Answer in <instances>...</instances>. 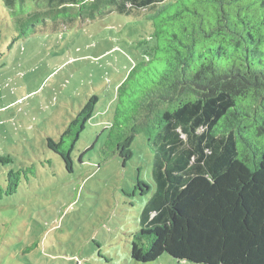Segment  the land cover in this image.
<instances>
[{"label":"trees","instance_id":"16d2710c","mask_svg":"<svg viewBox=\"0 0 264 264\" xmlns=\"http://www.w3.org/2000/svg\"><path fill=\"white\" fill-rule=\"evenodd\" d=\"M35 1L46 7L36 13L70 11L69 22L116 12L151 23L143 55L114 86L110 117L95 123L124 158L139 128L153 152L134 251L264 264V0ZM98 102L89 96L58 139L46 138L69 172ZM18 174L8 172L0 198L16 192Z\"/></svg>","mask_w":264,"mask_h":264},{"label":"rangeland","instance_id":"374dc122","mask_svg":"<svg viewBox=\"0 0 264 264\" xmlns=\"http://www.w3.org/2000/svg\"><path fill=\"white\" fill-rule=\"evenodd\" d=\"M44 9L0 0V187L19 172L16 192L0 198V264H202L161 246L134 251L153 152L139 128L124 158L95 124L110 117L114 86L143 55L151 23L116 12L69 22L70 11L36 13ZM92 94L102 114L81 133L69 172L46 138L58 139Z\"/></svg>","mask_w":264,"mask_h":264}]
</instances>
